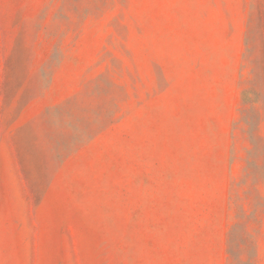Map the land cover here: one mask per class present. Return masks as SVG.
I'll return each mask as SVG.
<instances>
[{"label":"rangeland","instance_id":"374dc122","mask_svg":"<svg viewBox=\"0 0 264 264\" xmlns=\"http://www.w3.org/2000/svg\"><path fill=\"white\" fill-rule=\"evenodd\" d=\"M241 259L264 264V0H0V264Z\"/></svg>","mask_w":264,"mask_h":264},{"label":"trees","instance_id":"16d2710c","mask_svg":"<svg viewBox=\"0 0 264 264\" xmlns=\"http://www.w3.org/2000/svg\"><path fill=\"white\" fill-rule=\"evenodd\" d=\"M251 138H252V142L255 144V136H254V134H252ZM237 226H239V225H236V228H237ZM240 262L243 263V264H248L245 261H243L242 259L240 260Z\"/></svg>","mask_w":264,"mask_h":264}]
</instances>
